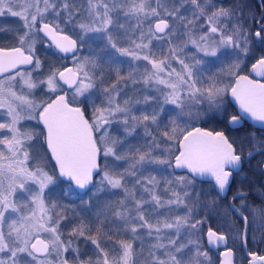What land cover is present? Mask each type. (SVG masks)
Here are the masks:
<instances>
[{
  "label": "snow or ice",
  "instance_id": "obj_1",
  "mask_svg": "<svg viewBox=\"0 0 264 264\" xmlns=\"http://www.w3.org/2000/svg\"><path fill=\"white\" fill-rule=\"evenodd\" d=\"M2 17L0 264H213L264 226V159L245 167L264 157L246 127L264 129V0H0ZM45 43L72 66L45 71ZM221 213L243 231H205Z\"/></svg>",
  "mask_w": 264,
  "mask_h": 264
},
{
  "label": "trees",
  "instance_id": "obj_2",
  "mask_svg": "<svg viewBox=\"0 0 264 264\" xmlns=\"http://www.w3.org/2000/svg\"><path fill=\"white\" fill-rule=\"evenodd\" d=\"M122 19V18H121ZM121 19L119 20V23H121ZM0 22H7L10 23L13 26H16L18 23L17 18L15 17H2ZM7 27V26H5ZM126 40V39H124ZM121 40V41H124ZM14 41L12 40L10 34L7 33H0V45L3 46H10ZM99 43V42H97ZM93 47H96V44L92 45ZM39 51L38 55L40 56L41 60L45 61V71H47L49 66H55V67H61L62 65L67 66L68 64H72L71 57L69 56V59L67 60H61L60 55L62 54H54L56 53L55 48H49L47 46V43H45L43 46L38 45ZM82 54L86 55L87 54V48L82 50ZM127 59V58H125ZM134 67V66H133ZM131 69L129 68L128 64L124 65V73L126 74L128 71ZM127 91L129 95H138L140 98H142L143 95L147 94L143 92V90L137 88H133L131 82H129ZM236 107L233 106L230 108V111H235ZM207 128L213 127L211 123L202 125ZM246 127L249 129V131L260 134L262 131L257 130L253 128L251 125L246 124ZM129 142L132 144H136L138 142V139H132L129 138ZM264 159V157H261L259 155H256L254 159L251 160L250 165L246 161L245 167L247 168H252L256 169V165L258 161ZM249 176H251L254 180L256 179H264V177L259 176V172H256L255 176H252V173L249 172ZM98 179V177H97ZM231 195L229 194L228 199L231 200ZM105 199L112 198L114 199L115 197H106L102 196ZM84 200H87L88 197L84 196ZM72 200H75V203H71ZM249 201L250 202H255L254 206H259L262 201L259 195L255 193V191H250L249 193ZM64 203L68 204L70 208L75 209V213L79 216H82L85 221H94L95 220V213L97 212V208L93 207L90 211L83 212L81 211V204L80 200L77 199L76 197H70L68 200H65ZM69 215L71 216L72 213L70 212ZM207 226H211L214 230L219 229L221 231H229L231 229L230 236L235 235L237 231L242 232L244 228L243 221L238 217V216H231L230 219L225 221L223 219L222 213L220 215L213 214V218L210 219L205 226V231L207 229ZM67 231V230H65ZM82 252L87 253L88 255H91V245H86L85 242L81 239L80 241L76 242ZM227 247L232 248L237 254L238 257L236 259L237 264H246L245 261H243V255H242V243L240 240H236L233 242V240L230 238L229 242L227 244ZM247 247L250 252L254 253H259V254H264V226H259L258 225H252L251 224V218H250V226H249V231H248V236H247ZM211 259L213 261V264H220V259L214 255L213 252L210 251Z\"/></svg>",
  "mask_w": 264,
  "mask_h": 264
},
{
  "label": "flooded vegetation",
  "instance_id": "obj_3",
  "mask_svg": "<svg viewBox=\"0 0 264 264\" xmlns=\"http://www.w3.org/2000/svg\"><path fill=\"white\" fill-rule=\"evenodd\" d=\"M253 2H254V0H253ZM256 79H260V77H255ZM134 95V94H133ZM249 231V230H248ZM226 247L227 246H223V245H221V246H219L218 248H213L212 250H211V252H213L214 253V255L218 258V260L220 259V262L222 261V255H221V253H223L225 250H226ZM229 248V247H228ZM247 250H248V247H247ZM233 252H234V255H235V259H234V264H237V262H236V259H237V257H238V254L233 250ZM248 252H250L249 250H248ZM257 255H264V254H259V253H256ZM242 255L244 256L243 257V261H245L246 262V264H249V261H250V259L247 257V255H246V253H245V251H244V247H243V244H242Z\"/></svg>",
  "mask_w": 264,
  "mask_h": 264
},
{
  "label": "rangeland",
  "instance_id": "obj_4",
  "mask_svg": "<svg viewBox=\"0 0 264 264\" xmlns=\"http://www.w3.org/2000/svg\"><path fill=\"white\" fill-rule=\"evenodd\" d=\"M0 20H1V18H0ZM121 23H123V24H125L126 25V27L128 26V25H130V24H134L135 22L134 21H126L125 19H121ZM0 25H2V26H13V25H11L10 23H7V22H0ZM116 35L118 36V38L120 39V40H124V39H126V37H125V35L123 34V30H117L116 31ZM87 55V54H86ZM135 63L136 62H133V66H135ZM105 198L104 197H101V200H104ZM209 255H210V253H209ZM211 256V255H210Z\"/></svg>",
  "mask_w": 264,
  "mask_h": 264
},
{
  "label": "water",
  "instance_id": "obj_5",
  "mask_svg": "<svg viewBox=\"0 0 264 264\" xmlns=\"http://www.w3.org/2000/svg\"><path fill=\"white\" fill-rule=\"evenodd\" d=\"M67 66L71 67L72 64H68ZM235 107H236V106H235ZM247 124L251 125L253 128H255V129H257V130H260V131L264 132V129H262L261 126H260V122H256V121L248 120ZM81 194H82V193H81ZM248 230H249V228H248ZM243 247H244V251H245L247 257L251 260V257L248 255L249 252H248V250H247V244H246V246L243 245ZM233 253H234V252H233ZM223 259H224V257L222 256V260H223ZM234 259H235V255H233V264H234Z\"/></svg>",
  "mask_w": 264,
  "mask_h": 264
}]
</instances>
